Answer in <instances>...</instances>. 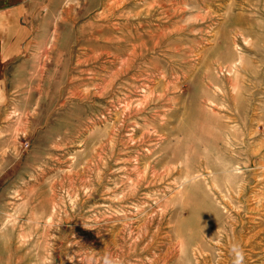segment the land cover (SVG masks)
Listing matches in <instances>:
<instances>
[{
  "label": "rangeland",
  "instance_id": "1",
  "mask_svg": "<svg viewBox=\"0 0 264 264\" xmlns=\"http://www.w3.org/2000/svg\"><path fill=\"white\" fill-rule=\"evenodd\" d=\"M0 264H264V0H0Z\"/></svg>",
  "mask_w": 264,
  "mask_h": 264
},
{
  "label": "crops",
  "instance_id": "2",
  "mask_svg": "<svg viewBox=\"0 0 264 264\" xmlns=\"http://www.w3.org/2000/svg\"><path fill=\"white\" fill-rule=\"evenodd\" d=\"M15 8L6 6L0 7V79L2 78L3 62L19 52V40L23 38L20 34L19 24Z\"/></svg>",
  "mask_w": 264,
  "mask_h": 264
},
{
  "label": "clouds",
  "instance_id": "3",
  "mask_svg": "<svg viewBox=\"0 0 264 264\" xmlns=\"http://www.w3.org/2000/svg\"><path fill=\"white\" fill-rule=\"evenodd\" d=\"M231 251L235 255L234 264H243L244 261L243 250L238 245H234ZM104 264H116V262L112 258L106 257L104 260Z\"/></svg>",
  "mask_w": 264,
  "mask_h": 264
}]
</instances>
